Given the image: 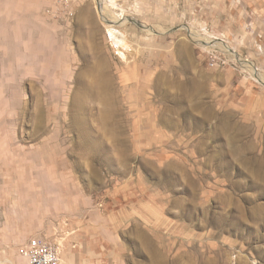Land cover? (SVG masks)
Here are the masks:
<instances>
[{"label":"rangeland","instance_id":"rangeland-1","mask_svg":"<svg viewBox=\"0 0 264 264\" xmlns=\"http://www.w3.org/2000/svg\"><path fill=\"white\" fill-rule=\"evenodd\" d=\"M252 2L249 49L155 0H0V264L33 239L61 264H264V121L205 115L177 52L264 88Z\"/></svg>","mask_w":264,"mask_h":264},{"label":"crops","instance_id":"crops-1","mask_svg":"<svg viewBox=\"0 0 264 264\" xmlns=\"http://www.w3.org/2000/svg\"><path fill=\"white\" fill-rule=\"evenodd\" d=\"M162 7H167L177 13H182L199 25L207 28L211 39L237 43L240 47L251 49L253 35L247 31L252 24V16L246 15L256 10L252 0H155ZM243 4L241 5V3ZM247 2L249 5H246ZM250 2V3H249ZM243 16L247 20H243ZM250 18V19H249ZM259 30L261 25L258 26ZM254 29V28H253ZM234 40V42H233ZM177 52L182 61L183 68L189 78L191 89L206 107L204 114H216L229 125L230 115L242 112L247 120L264 121V88L250 85L241 79L232 68H206L204 62L209 60L205 51H199L196 46L186 41H178ZM201 52V53H200ZM254 54V52H250ZM256 54V53H255ZM254 54V55H255ZM210 100V101H209Z\"/></svg>","mask_w":264,"mask_h":264},{"label":"built area","instance_id":"built-area-1","mask_svg":"<svg viewBox=\"0 0 264 264\" xmlns=\"http://www.w3.org/2000/svg\"><path fill=\"white\" fill-rule=\"evenodd\" d=\"M207 54L211 67H226L229 62L224 55L215 49L208 50ZM20 252L27 264H61L62 262L59 245L41 239L29 241Z\"/></svg>","mask_w":264,"mask_h":264},{"label":"bare ground","instance_id":"bare-ground-1","mask_svg":"<svg viewBox=\"0 0 264 264\" xmlns=\"http://www.w3.org/2000/svg\"><path fill=\"white\" fill-rule=\"evenodd\" d=\"M258 79L260 82H264L263 78L259 77Z\"/></svg>","mask_w":264,"mask_h":264}]
</instances>
